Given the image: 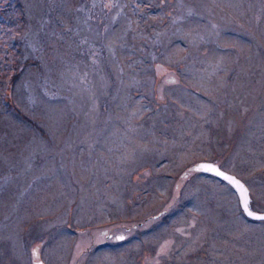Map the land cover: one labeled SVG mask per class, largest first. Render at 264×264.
I'll use <instances>...</instances> for the list:
<instances>
[{"label": "rangeland", "instance_id": "obj_1", "mask_svg": "<svg viewBox=\"0 0 264 264\" xmlns=\"http://www.w3.org/2000/svg\"><path fill=\"white\" fill-rule=\"evenodd\" d=\"M264 0H0V264H264Z\"/></svg>", "mask_w": 264, "mask_h": 264}, {"label": "water", "instance_id": "obj_2", "mask_svg": "<svg viewBox=\"0 0 264 264\" xmlns=\"http://www.w3.org/2000/svg\"><path fill=\"white\" fill-rule=\"evenodd\" d=\"M190 169L214 175L217 178L229 184L233 188V190L235 191L238 197L239 206L242 212L248 218L253 220H261V217H264V211H258L251 207L250 205L251 198L249 194V189L247 185L244 183V181L235 174L221 168L217 162L208 161V160L196 161L190 165ZM210 169H214V170H210ZM219 173H223V175H220ZM226 177L230 179H227ZM233 181H235V183ZM245 197L247 199V208H245ZM249 212L253 213V215H249L248 214Z\"/></svg>", "mask_w": 264, "mask_h": 264}, {"label": "snow or ice", "instance_id": "obj_3", "mask_svg": "<svg viewBox=\"0 0 264 264\" xmlns=\"http://www.w3.org/2000/svg\"><path fill=\"white\" fill-rule=\"evenodd\" d=\"M210 170H214V169H210ZM220 175H223V173H219ZM227 179H230V178H228V177H226ZM234 183H235V181H233ZM245 208H247V199H246V197H245ZM249 215H253V213H251V212H249L248 213ZM261 219H264V217H261Z\"/></svg>", "mask_w": 264, "mask_h": 264}, {"label": "flooded vegetation", "instance_id": "obj_4", "mask_svg": "<svg viewBox=\"0 0 264 264\" xmlns=\"http://www.w3.org/2000/svg\"><path fill=\"white\" fill-rule=\"evenodd\" d=\"M200 172V171H197ZM38 264H45L42 260H39Z\"/></svg>", "mask_w": 264, "mask_h": 264}]
</instances>
